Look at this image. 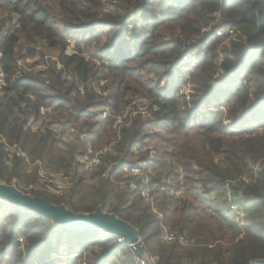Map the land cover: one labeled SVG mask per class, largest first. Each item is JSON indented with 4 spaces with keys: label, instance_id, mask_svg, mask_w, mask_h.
<instances>
[{
    "label": "trees",
    "instance_id": "trees-1",
    "mask_svg": "<svg viewBox=\"0 0 264 264\" xmlns=\"http://www.w3.org/2000/svg\"><path fill=\"white\" fill-rule=\"evenodd\" d=\"M1 10L15 18L0 12V182L13 178L21 189L20 181L37 180L23 159L13 158L8 167L6 144L46 169L75 174L76 155L116 140L112 117L101 118V111L115 114L141 96L149 115L134 116L99 168L116 160L114 169L137 165L127 161L132 148L161 135L166 146L159 158L175 160L176 167L167 170L171 162L142 157L152 168L160 215L127 185L115 200L94 188L73 202L79 177L68 199L23 192L73 213L101 208L115 215L138 231L155 264L264 260V234L253 229L264 230V0H0ZM202 26L210 30L189 42ZM220 26L240 35L223 45L227 36L214 33ZM39 44L56 56L42 71H25L20 60L34 56ZM93 44L98 48L90 57L84 52ZM184 75L192 85L190 102L179 93ZM41 107L50 112L35 131L27 123ZM52 122L72 129L71 140L59 141L48 129ZM229 199L238 210L230 211ZM164 229L183 234L187 245L164 242ZM66 248L82 253L61 263L80 264L89 253V264H140L115 234L69 228L0 198V264H58L55 254Z\"/></svg>",
    "mask_w": 264,
    "mask_h": 264
},
{
    "label": "built area",
    "instance_id": "built-area-1",
    "mask_svg": "<svg viewBox=\"0 0 264 264\" xmlns=\"http://www.w3.org/2000/svg\"><path fill=\"white\" fill-rule=\"evenodd\" d=\"M200 30L202 33L208 32L210 30V26L202 27ZM214 33L217 36H227V37L238 36L233 26L217 27L215 28ZM70 44L72 43L70 42ZM44 68L45 66L41 65L26 69H28L27 71L39 72L42 71ZM67 77L69 78V75H67ZM79 90L82 91V88L80 87ZM49 112L50 109L41 107L39 109L38 118L29 120L27 125H29V127L32 130L35 131L39 130L40 128H42L43 121L47 118ZM148 115H149L148 100L141 96L140 97L136 96L132 98L124 110L117 112L115 114H111L107 108H104L100 113V117L101 118H105L108 116L112 117L113 127L116 132V140L96 149L88 148L86 152L76 155L75 161L78 167L85 171L97 169L101 164V159L113 151L114 149L113 146L115 142H117L120 139L122 131L131 125L133 117L134 116L146 117ZM48 129L61 142H68L72 138V133H71L72 129L65 128L62 124L58 122H52L51 124H49ZM5 153L9 168L13 166V158L17 157L23 159L26 162V166H27L26 168L28 172H32L36 170L37 180L35 183H30L26 187L27 190L34 189L52 194L58 198H65L75 187L78 176H75L74 173H66L64 171H58V172L52 171L46 169L40 161L35 160L31 162L27 154L24 151H22L17 145L6 144ZM123 171L128 179L126 180V185L130 189L137 190L141 196L142 201L147 204H150L152 211L155 214L160 215L161 213L158 212L153 206L152 190L154 188V185L151 182L150 176L143 172L140 165H134V166L127 165L123 167ZM182 179H183V172L179 170L178 180L181 181ZM165 183H167V180H163L162 186ZM9 185H13L17 189H19L17 187V182H14ZM162 188L163 187H161V189ZM199 192H202V190L200 189ZM179 193H181V191ZM227 205L229 206L231 212L238 210L239 208V205L232 203L230 199L228 200ZM162 240L167 243L178 242L179 244L187 245V240L183 234H180L178 232H169L165 229L162 236ZM76 255H78V253L74 254L71 257H74ZM80 260H81V262L79 261L80 264H86L84 260L82 259ZM140 264H142L141 261Z\"/></svg>",
    "mask_w": 264,
    "mask_h": 264
},
{
    "label": "rangeland",
    "instance_id": "rangeland-1",
    "mask_svg": "<svg viewBox=\"0 0 264 264\" xmlns=\"http://www.w3.org/2000/svg\"><path fill=\"white\" fill-rule=\"evenodd\" d=\"M0 12L2 13V17L5 18V19L9 18L10 16L15 18V15H10L6 11L1 10ZM53 14H56V13H53ZM51 20H53L55 22V24H54L55 27H57L59 30H61V32L63 34H67L66 29L62 26L63 25L62 22L58 21L56 19V17H53V19H51ZM202 27H205V26H202ZM81 33L84 34L83 31ZM200 35H202L201 30H200L199 35L195 36V37L193 36V38L190 39L189 42H192V43L196 42L197 39L199 37H201ZM237 35H240V34L237 33ZM234 38H235V36L226 37V39L224 40L225 44H223V45H227V42L230 39H234ZM68 40L72 44L75 43L74 39L72 37H69ZM104 40H105V38L102 39V42H104ZM97 48H98V46L93 44V45L90 46L89 50L88 51L85 50L84 53L86 55L90 56V57L91 56L93 57V56L96 55ZM219 49H220V47H219ZM36 52L37 53L34 56H27V58H25L23 60H20L19 65L21 67H23L25 71L28 70L26 68H33V67L41 66V65H45L46 66L47 65L46 59L49 60V57L50 58H54L56 56V52L54 50H50V49L46 48L43 44H39L38 46H36ZM186 61H188V63L190 62L192 64V63L195 62V58L192 59V58L188 57ZM218 74L221 76L222 71H219V73H217L216 75L219 76ZM151 77L154 78L155 76L151 75ZM188 79H189L188 75H184V77H182V80H181L182 82H180V85H179L180 86L179 87V89H180L179 93L181 95L182 94L186 95L185 102H190V100H191V98H189V94H190L192 85H191L190 80H188ZM177 80H178V76H177ZM243 82H244V80H243ZM225 84H226L225 82L222 83L223 86ZM163 85H164V83L161 84V86H163ZM137 97H140V96H137ZM148 104H149V102H148ZM124 109H122V110H124ZM211 109H214V107H211ZM224 118H225V115H224ZM224 123L226 125H228V126H230V124H231L226 119L224 120ZM164 136L168 137L169 135H164ZM160 137H161V135L152 136L148 140H146V143L144 145H141L139 147H133L132 148L133 152H134L133 156H128L127 157V161H129L131 163H136L137 165H140L142 170H143V172L145 174H148L150 177L152 175V168H150L149 165H147L144 162H142V160L144 159L142 157L148 156V158L154 159V161L159 159L160 162H163V161H165L166 163L171 162V164H168L166 166L167 170L169 169V167L171 165L176 167L175 160L168 161L169 157L159 158V154L158 153H161L163 151V149L165 148V146H166V145H164L162 143V140H161ZM99 141L101 142V144H104L106 139L102 138ZM138 148H140V149H138ZM116 163H117V160L115 161V163H112V162L106 163L104 161V165L101 166L100 168L98 167L95 170H86V171L77 167V170H75V176H78L80 178L81 182L79 183L78 186L75 187L76 188V191H75L76 193H73V196H72L73 202H76L79 198H81L83 196H86L87 194H90V192L94 188L100 189L101 191L102 190H107V192H109V194H111L110 195V197L112 198L111 200H115L120 195V193L125 190L126 180H128L127 177L124 174L123 169L122 170L120 168L114 169V165H116ZM257 163L258 162L254 163L253 166L255 164H257ZM166 169L162 168V169H159V170L164 171ZM71 173H74V172H71ZM106 178H108V181H106ZM14 182H18V181L13 179V178H11L10 184H12ZM2 183H4V182H2ZM29 184L30 183H27L25 181H20V188H21L20 190L21 191H28L26 187ZM112 189L115 191L114 195L112 194ZM68 195H67L66 199H68ZM134 197H135V195L131 196L130 198L132 199ZM141 204L146 205L147 203L142 202ZM158 212H160V211H158ZM253 229L256 230L257 232H262L264 234V230L261 229V227L260 228L253 227ZM20 241L23 242V238H20ZM78 251L80 253H82L81 249L72 250V251H68L67 248L66 249H61L57 254H55V259L57 260V262H59L58 264H67V263H61V261H58V260H62V258H72L71 256H73ZM89 255H90L89 253L86 254V256H85L86 259L83 256L81 258L87 264H89V260H88ZM118 255H120V253H118ZM79 261L81 262V260H79ZM151 261H152L153 264H155V262H153L152 259H151Z\"/></svg>",
    "mask_w": 264,
    "mask_h": 264
},
{
    "label": "water",
    "instance_id": "water-1",
    "mask_svg": "<svg viewBox=\"0 0 264 264\" xmlns=\"http://www.w3.org/2000/svg\"><path fill=\"white\" fill-rule=\"evenodd\" d=\"M0 198L16 204L26 210H33L53 221L73 229H88L98 227L104 232L115 234L134 249L142 264H153L140 242L138 231L127 222L113 214L97 208L93 213H73L63 205H55L42 198L31 196L13 185L0 182ZM250 264H264V260L253 261Z\"/></svg>",
    "mask_w": 264,
    "mask_h": 264
},
{
    "label": "crops",
    "instance_id": "crops-1",
    "mask_svg": "<svg viewBox=\"0 0 264 264\" xmlns=\"http://www.w3.org/2000/svg\"><path fill=\"white\" fill-rule=\"evenodd\" d=\"M75 254H77V253H75Z\"/></svg>",
    "mask_w": 264,
    "mask_h": 264
}]
</instances>
